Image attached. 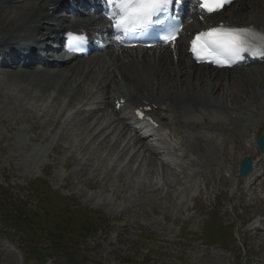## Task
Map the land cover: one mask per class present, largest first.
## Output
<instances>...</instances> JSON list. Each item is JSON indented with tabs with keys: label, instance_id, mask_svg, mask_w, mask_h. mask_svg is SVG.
Wrapping results in <instances>:
<instances>
[{
	"label": "rangeland",
	"instance_id": "rangeland-1",
	"mask_svg": "<svg viewBox=\"0 0 264 264\" xmlns=\"http://www.w3.org/2000/svg\"><path fill=\"white\" fill-rule=\"evenodd\" d=\"M10 16L17 17L14 11ZM15 23L2 14L0 31H11ZM1 73L0 247L15 255L8 264H65L63 255L74 259L70 264H264V184L252 185L264 180V169L260 177L237 178L242 157L256 159L247 141L257 125L247 121L251 128L236 135L239 146L227 139V157L220 141L213 160L177 158L165 165L134 154L140 146L133 149L135 142L116 124L106 128L116 119L106 103L94 105L105 98H92L95 89L71 100L57 90L19 86ZM247 96L237 92L233 98ZM95 110L98 116L83 124ZM257 160L264 162V156ZM49 186L53 203L77 204L89 213L84 235L72 238L57 226L52 232L37 229L36 216L41 221L52 213L35 207L38 197L47 199L39 193H50ZM16 195L30 203L25 216L12 204ZM31 243L41 257L30 253Z\"/></svg>",
	"mask_w": 264,
	"mask_h": 264
},
{
	"label": "bare ground",
	"instance_id": "bare-ground-1",
	"mask_svg": "<svg viewBox=\"0 0 264 264\" xmlns=\"http://www.w3.org/2000/svg\"><path fill=\"white\" fill-rule=\"evenodd\" d=\"M61 1L0 0V16L4 14L9 19V23L16 22L11 31L5 29L4 33L0 31V47L7 51L19 44L20 46L30 44L32 50L42 45L47 38L53 36L57 39L59 35L56 31L57 27L64 28L68 24H73L78 28L90 29L84 24L86 19H81L78 23H67L60 18L54 19L50 12H56L57 9L50 8L58 3H61L62 9L66 8ZM53 2L57 3L52 4ZM246 2L250 6L243 3L244 5L241 4L230 13L218 16L217 20L228 22L232 26L253 24L264 27V0ZM13 11L17 17L10 16ZM38 22L44 25L38 26ZM49 23L53 25L51 27L54 29L53 33L47 32L45 25ZM33 33H36L35 37ZM178 53L180 57L177 66H174L171 52L160 50L153 57L138 53L136 57L133 54H125L121 58L114 53L109 61L95 58L94 64L85 65L82 62H64L56 67L47 65L37 71L32 70L35 67L32 64L26 70L20 69L17 65L15 68L13 66L2 70L1 74L6 80L18 83L19 86L24 85L31 90H57L60 95H69L71 100L79 96L83 97L85 91H89L90 85L98 84L99 88L103 87V90L107 91L109 98L112 94L113 106L116 98H128V102L133 103L137 108L156 104L159 109L153 115L160 121L163 118L162 114L165 113L166 119L172 120V124L177 128V137L180 136L183 139L182 143L185 142L187 145V153H195L200 158L218 156L220 147L217 142L222 136L227 137L231 133L239 132L237 129L243 128L244 125L241 121L247 120L245 115H248L252 124L257 127L264 124V65L251 69L250 72H235L236 76L233 77V75L228 76L225 71L195 67L181 48H178ZM23 57L24 55H21V58ZM94 69L96 72L91 75ZM107 79H111V82L117 86L115 91L106 90L104 84ZM119 79L126 83L127 90L118 86ZM249 81L255 83L251 88L247 87ZM237 88L241 89L236 91ZM237 92L244 96L248 94L247 99L235 100ZM232 100L236 101L235 105ZM220 107L226 109L225 114L221 113ZM94 113L96 111L92 114ZM89 119H85L83 124L88 123ZM118 121L122 123L120 117ZM114 124L115 121L108 128ZM122 126L123 128L120 127L122 132L129 131L127 125ZM246 127L248 129L251 125ZM142 149L145 150L144 156L155 154L146 144L142 145ZM13 257L15 258V255L12 252L0 247V264H8L7 261L12 260Z\"/></svg>",
	"mask_w": 264,
	"mask_h": 264
},
{
	"label": "snow or ice",
	"instance_id": "snow-or-ice-1",
	"mask_svg": "<svg viewBox=\"0 0 264 264\" xmlns=\"http://www.w3.org/2000/svg\"><path fill=\"white\" fill-rule=\"evenodd\" d=\"M181 0H107L108 18L117 32L135 34L146 31L154 24H160V17L167 16L172 7ZM231 0H199L204 14L217 12ZM179 29H172L164 36L166 42L174 41ZM191 50L200 62L231 66L244 59L245 54L264 59V33L253 29L212 26L195 34Z\"/></svg>",
	"mask_w": 264,
	"mask_h": 264
},
{
	"label": "trees",
	"instance_id": "trees-1",
	"mask_svg": "<svg viewBox=\"0 0 264 264\" xmlns=\"http://www.w3.org/2000/svg\"><path fill=\"white\" fill-rule=\"evenodd\" d=\"M16 202H19V203L16 204ZM12 204L16 206V208L18 209L17 210L18 213H25L24 216L29 212L27 206H25L26 202H24V199H22V198L18 199V201L14 200ZM7 212H9V211H7ZM66 212L67 211L60 212V213H66ZM66 216L64 215V218H62L61 216H56V214H54V212H52L51 214H46L45 220L38 221L39 218H38V216H36L34 223L37 225L36 226L37 229H40L42 231L48 230L49 232H52L53 231L52 227L55 229L57 226L58 232H60V231L66 232V234H68L72 238H76L77 236H80V235L82 236V232H84V229H85L84 224H86V223L83 221H79V222L75 221L76 216L75 215H68V212H67ZM77 233L80 235H76ZM69 239H71V238H69Z\"/></svg>",
	"mask_w": 264,
	"mask_h": 264
},
{
	"label": "water",
	"instance_id": "water-1",
	"mask_svg": "<svg viewBox=\"0 0 264 264\" xmlns=\"http://www.w3.org/2000/svg\"><path fill=\"white\" fill-rule=\"evenodd\" d=\"M259 144L264 149V134L259 140ZM242 170L243 174L249 173L251 171V159L247 158L244 160Z\"/></svg>",
	"mask_w": 264,
	"mask_h": 264
}]
</instances>
